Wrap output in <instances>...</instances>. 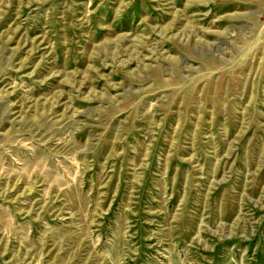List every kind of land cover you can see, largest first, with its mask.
<instances>
[{"label": "rangeland", "instance_id": "rangeland-1", "mask_svg": "<svg viewBox=\"0 0 264 264\" xmlns=\"http://www.w3.org/2000/svg\"><path fill=\"white\" fill-rule=\"evenodd\" d=\"M0 264H264V0H0Z\"/></svg>", "mask_w": 264, "mask_h": 264}]
</instances>
